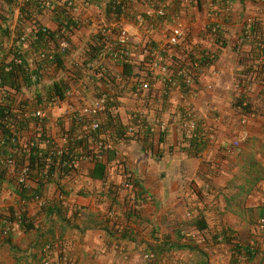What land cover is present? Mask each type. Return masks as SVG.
Wrapping results in <instances>:
<instances>
[{"label": "crops", "instance_id": "0c3cea01", "mask_svg": "<svg viewBox=\"0 0 264 264\" xmlns=\"http://www.w3.org/2000/svg\"><path fill=\"white\" fill-rule=\"evenodd\" d=\"M110 1L82 6L79 28L70 37V52L64 60L70 70L83 69L84 74L69 83L65 99L45 106L46 135L57 145L63 144L65 135L74 129L73 135L81 133V127H75L74 113L105 91L112 94L109 105L121 124L119 128L128 130L124 138L115 134L105 137L114 154L104 158L106 181L91 178L94 162L83 160L76 180L67 183L70 195H61L56 184H49L43 191L46 202L62 198L65 205L72 204L81 213L76 220L80 229L70 226L63 234L62 239L69 245L66 252L77 264H123L140 253L153 235L175 239L176 232L182 231L184 241L200 245L209 264H230L236 257L239 264H264V223L260 221L264 219V77L253 74L250 67L253 42L236 47L245 31L246 18L264 20V3L227 0L231 2L227 14L219 0H192L180 16L189 27L191 47L214 51L216 61L210 67L202 65L197 69L196 84L189 89L168 87L156 71L151 88L138 93L140 83L136 80L149 70L143 62L144 47L150 45L161 52L182 0H174L166 18H157L152 7L140 2L127 11L123 25L131 34L134 48L130 73L123 70L127 63L112 55L95 66L85 60L83 66V55L96 38L95 24L108 17ZM35 19L51 30L59 26L51 10L42 11ZM215 23L221 25L225 40H215L209 34L206 26ZM186 47H179L178 54L184 53ZM70 70H57L55 74L69 75ZM244 100L252 110L247 124L249 137L237 150L228 152L231 140L241 129L240 106ZM182 116L198 121L192 138H187L181 128ZM161 121L167 123L165 129ZM113 183L123 185L115 201L107 194V187ZM16 185L13 176H8L1 193L4 206L23 207L29 215L37 216L39 223H45L41 206L34 200L21 199L14 192ZM80 188L86 191L84 195L79 194ZM134 195L142 197L143 201L133 206L141 214L125 225L136 240L120 244L113 241L121 237L120 233L108 235L102 227L106 219L114 217L106 215L110 206L112 213L124 221L135 202ZM196 219L204 220L205 230L196 228ZM54 224L55 233L60 234L59 222L55 220ZM112 224L109 222L108 227ZM231 232V241H223L224 234ZM17 234L13 238L16 252L0 238V264H17L22 251L26 263H34L35 233ZM247 244L258 245L259 252L253 257L246 256L244 250L232 255L237 246L244 248ZM176 258H189L188 264H192L195 254L183 250L176 252Z\"/></svg>", "mask_w": 264, "mask_h": 264}, {"label": "trees", "instance_id": "16d2710c", "mask_svg": "<svg viewBox=\"0 0 264 264\" xmlns=\"http://www.w3.org/2000/svg\"><path fill=\"white\" fill-rule=\"evenodd\" d=\"M218 2L219 6L224 7L226 12L230 10L231 2L227 0H219ZM39 6L35 0L26 3L23 7L22 11L27 13L25 21L27 24L29 22L32 24L31 34L27 42H18V38H20L23 30L22 24L16 27L15 35L13 36H10L9 30L0 24V43L2 44V47L0 46V163L3 157H11L15 161L13 171L3 166L2 163L0 164V184L4 185L8 176H13L16 181L15 175L20 171L21 167L27 166L29 188L17 184L14 192L21 199L30 201H35L37 195H43V191L49 184H56L61 195H70V190L68 189L70 184L67 183L76 180L78 177L81 171L80 162L85 160L87 154L95 150V140L97 141L100 138L108 136L111 137L113 134L124 138L128 132L127 129L122 130L119 128L121 124H119L115 112L111 109V105H108V109L99 116L100 128L95 131L88 130L89 133L85 131L82 138H74L75 135L72 134L74 129L70 133L71 139L65 149L57 148V145L46 135V115L45 117L34 116L32 111H35L40 106H47L55 98L60 100L65 99L70 87L69 83L75 82L84 73L83 69L70 70L65 64L64 58L69 54L70 46L64 52L58 50L60 38L64 36L71 44L70 37L79 28V23H76V20L72 16H67L65 8L62 7L56 13L58 28L54 30L48 29L35 19L42 12ZM106 10L108 16H111L113 13L119 14V9L113 10L111 2ZM206 28L210 32L209 34L214 36L215 40H225L224 36L221 35V26L216 32L212 30L211 26H206ZM63 29L65 30L64 35L61 33ZM260 29H262L261 24L255 25L252 31V38L246 40V43L253 42V49L258 40L264 39V36L261 35L262 33L260 32L259 34L258 32L261 31ZM88 48L83 55L86 58L82 61L83 66H86L85 60H88L90 64L93 59L98 57L100 52L99 44L95 40L89 44ZM51 50H53L52 53L49 52ZM190 51L192 53L191 56L194 57L200 50L192 48ZM251 52L255 53V50H251ZM201 53H205V50H201ZM194 60H196L195 57ZM204 60V63H206L209 59L205 58ZM49 67H55L56 70H62L63 72L69 70L71 72L69 75L63 74L62 76H57L56 74L49 75V73L47 74ZM133 67V64L127 63L123 65V70L130 73ZM100 70L102 71V69ZM104 74L102 73L103 77L105 76ZM3 90L6 91V95L2 94ZM13 94H15V97H13ZM251 111L250 107H246L244 113H250ZM74 114L73 121L76 124L75 127H81L89 122L87 117L79 114V112H75ZM106 154L107 156H110V154L114 155L111 153V149H108ZM92 162H94V167L91 169L89 176L103 182L106 181L107 164L102 159H94ZM122 168H124V165H122ZM138 186L141 187L140 185ZM122 187V183L110 184L107 187L108 196L115 201V197L120 194ZM78 192L84 195L86 191L80 188ZM125 198L127 199V196ZM134 198L135 202L132 199L130 200L132 203L129 212L124 216V221L119 218L118 214H115V216L112 213V206H110L106 214L114 217L106 219L102 228H104L108 235L114 236L116 232L120 233V238H113V241L117 243L121 244V241L127 240L132 242L136 240L128 225H125L129 224L130 220L140 217L141 211L133 206L134 204H139L138 200L141 201L142 197L140 199L134 195ZM63 201L64 199L57 197L51 200V202H45L41 206L42 214L46 217L45 223L42 221L39 223L37 216L29 215L28 211L23 207H10L6 214H2L5 217L14 218V215L18 211L21 212L22 220L19 223V231L35 233L36 244L33 247L36 252L33 254V264H44L45 254L42 248L48 242H59L60 249L57 252L59 264H77L75 260H72L71 255L66 252L69 245L67 246V243L62 238L63 234L71 229L70 226L80 229L76 220H78V216L81 213L78 209L75 210L72 204L67 206ZM55 220L60 224V234L55 233ZM35 222H38L37 227L35 226ZM109 222L113 223L111 228L108 227ZM194 223L200 231L205 230L207 227L204 220L196 219ZM176 234L175 239H172L171 236H165L161 239L153 235L151 241L145 242L142 253L146 258V264H188L189 258L184 260L181 258L174 259L176 252L183 250H190L195 254L192 264H209L198 243L193 244L184 241L185 237L182 231H178ZM17 235V233H14L3 237L5 243L15 252L17 251V246L13 243V238ZM224 235L225 239L223 241L227 243L234 236L232 232L229 235ZM125 247L124 245V249H126ZM242 247L237 246L232 255L244 250L246 256L253 257L260 250L256 244H247L246 247ZM20 254L22 256L17 258V264H27L23 258L25 257L23 256V251ZM175 260L176 262H174ZM179 260L180 262L177 263ZM238 262L236 257L230 264H239Z\"/></svg>", "mask_w": 264, "mask_h": 264}, {"label": "built area", "instance_id": "2783aa9c", "mask_svg": "<svg viewBox=\"0 0 264 264\" xmlns=\"http://www.w3.org/2000/svg\"><path fill=\"white\" fill-rule=\"evenodd\" d=\"M35 0H0V24L6 27L10 36L15 35L16 27L22 24L23 30L21 32L18 42H27L29 35L31 34L32 26L26 23L25 17L27 13L23 12V7L26 3ZM40 5L39 8L42 11L51 10L55 13L62 7L65 8L67 16L74 18L76 23L80 22V14L82 6L85 8L90 7L93 3H99L101 0H36ZM264 3V0H260ZM113 10L119 9V14H112L106 17L104 20H99L96 24V38L95 42L99 44L100 52L96 59L91 61V65H99L109 55H112L114 59L120 60L124 63L132 61L133 57V41L130 32L124 27L123 20L126 17L127 11L133 7L136 2L143 3L152 7V11L157 18L168 17V12L173 7L174 0H112ZM192 0H182V4L178 5L180 8H176V16L172 19L170 26V33L168 39L163 43L161 52L154 49L150 45L144 47L143 62L148 67V71L140 75L138 81L140 84L136 91L138 93L149 90L151 88V79L156 75L158 71L161 75L163 83L168 87H184L189 89L194 83L196 84V77L199 73L197 70L202 65L210 67L216 61V53L214 51H206L201 53L198 51L194 57L191 56V40L189 27L182 21L181 15H183L184 7L191 4ZM148 6V7H149ZM65 14V16H66ZM175 15V14H174ZM172 17V16H171ZM141 19V18H139ZM140 21V20H138ZM246 27L243 32V36L237 42L236 47L240 49L246 40H249L253 36V28L257 24L262 25V34L264 36V20L259 17H248L244 21ZM221 25H211L213 31H217ZM64 35L65 30H61ZM13 41V38H12ZM2 44L0 43V46ZM70 46L68 39L64 36L60 38L58 44V50L60 52L66 51ZM187 46L184 53L178 54V48ZM2 47V46H1ZM5 47V44H4ZM252 50V49H251ZM255 53L252 52L251 57V69L253 74L264 77V39L258 40L254 47ZM53 50L49 51L52 53ZM190 51V52H189ZM178 54V55H177ZM209 60L204 63V59ZM212 60V61H210ZM49 68L47 69V71ZM215 74V72H213ZM208 88H212L209 85ZM3 95H6V91H2ZM70 94V92H68ZM112 94L109 91L101 93L93 103L83 105L77 112L84 115L88 119V123L81 126V133L74 138L84 137L85 131H95L100 128V114H103L110 102ZM60 102V99L55 98L49 102L48 106H53ZM249 106L247 100L241 101L240 111L242 112L241 129H239L237 136L231 140L230 145L226 149L228 152L237 150L241 144L249 137V130L247 127L250 113H244L245 108ZM34 116L45 117V107H39L35 111H32ZM166 122L161 121L160 126L162 129L166 128ZM181 128L183 129L187 138H192L197 131L198 121L189 116H182ZM88 131V133H89ZM92 137V136H90ZM70 134H66L64 137V143L57 145V148L65 149L66 145L70 141ZM110 149L109 143L105 140V137L95 140V150L85 156V160L93 161L94 159L104 160L106 151ZM61 151V150H60ZM1 163L11 171L14 170L15 161L11 157H3ZM0 163V164H1ZM16 183L29 188L28 184V167H21L20 171L15 175ZM3 185L0 184V237H6L9 234H14L19 231V223L22 220L21 212H17L14 218L5 217L2 214H6L9 207H5L3 204V197L1 195ZM36 203L42 206L46 201L43 195H37L35 197ZM264 223V219L260 220ZM35 226H38V222H35ZM60 249L59 242L46 243L42 251L45 254L44 264H59L57 252Z\"/></svg>", "mask_w": 264, "mask_h": 264}, {"label": "rangeland", "instance_id": "374dc122", "mask_svg": "<svg viewBox=\"0 0 264 264\" xmlns=\"http://www.w3.org/2000/svg\"><path fill=\"white\" fill-rule=\"evenodd\" d=\"M56 71L57 70H56L55 67H49V70L47 71V74L49 73V75H53V74H55ZM86 104H88V103H86ZM187 231L190 232V230H188V229H187ZM185 235H186V233H185ZM145 259L146 258L144 257V254L142 253V251L140 253L136 252V254L134 256H132L131 259H127L123 264H131V263L132 264H146Z\"/></svg>", "mask_w": 264, "mask_h": 264}]
</instances>
